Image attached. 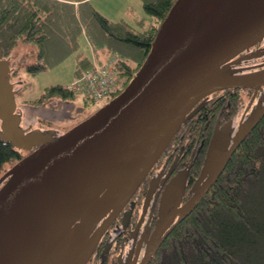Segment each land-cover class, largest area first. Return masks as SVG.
<instances>
[{"label":"water","instance_id":"1","mask_svg":"<svg viewBox=\"0 0 264 264\" xmlns=\"http://www.w3.org/2000/svg\"><path fill=\"white\" fill-rule=\"evenodd\" d=\"M263 37L264 0H174L127 85L64 131L23 119L0 48V138L29 151L0 176V264H87L194 104L218 89L264 85V68L235 65L257 55L238 57ZM263 116L264 90L238 122L216 127L191 196L181 203L186 170L165 190L140 264L198 205Z\"/></svg>","mask_w":264,"mask_h":264},{"label":"trees","instance_id":"2","mask_svg":"<svg viewBox=\"0 0 264 264\" xmlns=\"http://www.w3.org/2000/svg\"><path fill=\"white\" fill-rule=\"evenodd\" d=\"M173 2L144 0V8L154 15V22L136 30L126 21H111L89 0H0V48L3 56H9L21 40L34 42L38 58L27 64V70L37 72L54 61L50 58L52 46H64L63 42L73 36L71 33L83 26L90 41L106 51V57L117 54L114 65L122 80L117 94L142 64ZM85 61L76 77L102 62ZM14 70L18 73L19 67ZM76 94L68 85H51L40 97L21 104L23 119L34 124L65 123L76 116L57 117L70 109L66 105L73 103ZM110 97L96 100L84 95L86 100L96 102H106ZM83 109L78 107L75 111ZM22 151L26 150L0 138V176L24 155ZM148 264H264V116L233 153L217 181L167 235Z\"/></svg>","mask_w":264,"mask_h":264},{"label":"flooded vegetation","instance_id":"3","mask_svg":"<svg viewBox=\"0 0 264 264\" xmlns=\"http://www.w3.org/2000/svg\"><path fill=\"white\" fill-rule=\"evenodd\" d=\"M253 52L263 60L252 63L249 62L251 57L241 58L235 65L243 67V72L264 68V37L238 57ZM263 90L264 85L257 92L247 86L227 87L213 91L196 102L193 108L197 109L200 105L199 108L182 125L185 127L181 126L135 193L103 230L87 264H140L156 229L168 185L186 170V189L181 203L185 202L191 196L190 189L201 172L216 127L229 120L238 122L249 113Z\"/></svg>","mask_w":264,"mask_h":264},{"label":"rangeland","instance_id":"4","mask_svg":"<svg viewBox=\"0 0 264 264\" xmlns=\"http://www.w3.org/2000/svg\"><path fill=\"white\" fill-rule=\"evenodd\" d=\"M89 1L95 9L111 21H126L130 24L131 28L136 30L145 29L154 22V15L147 12L144 8V0ZM71 35L73 36L63 42L64 46H61L59 43L52 46L53 49L50 51V58H54V61H49L45 68L37 72H29L27 70V64L36 62L38 58V46L34 42L21 40L16 45L12 55L6 56L9 57L12 67L11 80L14 83V87L18 89L15 96L19 107L18 109L21 108L22 103L40 97L51 85H69L75 79L79 70L84 67V63L86 62L85 59H94L96 62L104 60L107 54L106 51L90 41L86 28L82 26L81 30L76 29ZM262 60L263 58L260 57V55H256L252 56L249 62L253 63ZM17 67H19L18 73L14 70L15 68L17 69ZM72 102L74 104H69L68 102L66 105L70 109L65 110V114L57 118H63L64 116L67 118L70 115H75L76 117H72L71 120L65 123L53 122V124L46 125L43 122H37L34 126L63 130L80 119V117L98 109L105 103V100L101 102L86 100L83 94L78 93ZM78 107H83L85 109L77 113L75 110L78 109ZM70 111L73 112V114H70ZM21 112L23 114V109H21ZM22 152L25 154L27 150Z\"/></svg>","mask_w":264,"mask_h":264},{"label":"built area","instance_id":"5","mask_svg":"<svg viewBox=\"0 0 264 264\" xmlns=\"http://www.w3.org/2000/svg\"><path fill=\"white\" fill-rule=\"evenodd\" d=\"M116 57L117 54L113 53L103 63L85 70L69 84V87L96 100L112 97L122 82L114 65Z\"/></svg>","mask_w":264,"mask_h":264},{"label":"bare ground","instance_id":"6","mask_svg":"<svg viewBox=\"0 0 264 264\" xmlns=\"http://www.w3.org/2000/svg\"><path fill=\"white\" fill-rule=\"evenodd\" d=\"M92 256V255H91ZM91 258V257H90Z\"/></svg>","mask_w":264,"mask_h":264},{"label":"crops","instance_id":"7","mask_svg":"<svg viewBox=\"0 0 264 264\" xmlns=\"http://www.w3.org/2000/svg\"><path fill=\"white\" fill-rule=\"evenodd\" d=\"M94 60V59H93Z\"/></svg>","mask_w":264,"mask_h":264}]
</instances>
